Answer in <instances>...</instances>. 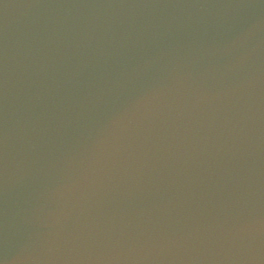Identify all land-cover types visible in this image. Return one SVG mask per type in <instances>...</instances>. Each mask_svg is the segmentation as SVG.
Listing matches in <instances>:
<instances>
[{
	"label": "water",
	"instance_id": "water-1",
	"mask_svg": "<svg viewBox=\"0 0 264 264\" xmlns=\"http://www.w3.org/2000/svg\"><path fill=\"white\" fill-rule=\"evenodd\" d=\"M0 264H264V0H0Z\"/></svg>",
	"mask_w": 264,
	"mask_h": 264
}]
</instances>
